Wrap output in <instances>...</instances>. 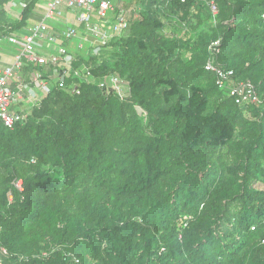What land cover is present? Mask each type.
Masks as SVG:
<instances>
[{"label":"trees","instance_id":"trees-1","mask_svg":"<svg viewBox=\"0 0 264 264\" xmlns=\"http://www.w3.org/2000/svg\"><path fill=\"white\" fill-rule=\"evenodd\" d=\"M11 1L0 38L39 17L25 0L11 18ZM208 1L141 0L98 56L74 49L75 67L127 79L124 99L55 88L25 123H0V264H264V0H216L217 25ZM219 39L257 102L206 69Z\"/></svg>","mask_w":264,"mask_h":264},{"label":"built area","instance_id":"built-area-1","mask_svg":"<svg viewBox=\"0 0 264 264\" xmlns=\"http://www.w3.org/2000/svg\"><path fill=\"white\" fill-rule=\"evenodd\" d=\"M126 4L123 0H38L35 13L39 11V17L29 19L26 25L4 37L21 45L22 51L0 49V123L11 129L25 123L55 88L77 95L84 84L97 85L105 96L124 99L130 91V82L119 74L100 79L84 63L82 68L75 67L74 49L68 43L74 41L75 49L98 56L129 28L133 15ZM26 5L11 1L4 9L7 12L18 9L17 20H21ZM208 5L217 23L216 0H209ZM220 53L221 40L211 42L205 66L215 73L217 85L238 104L257 102L260 96L256 87L250 81H236L234 71L219 64ZM14 185L23 189L20 180ZM3 252L7 253L6 249Z\"/></svg>","mask_w":264,"mask_h":264},{"label":"rangeland","instance_id":"rangeland-1","mask_svg":"<svg viewBox=\"0 0 264 264\" xmlns=\"http://www.w3.org/2000/svg\"><path fill=\"white\" fill-rule=\"evenodd\" d=\"M140 1L141 0H123V2L126 4H128L127 7H129L132 12L131 14L134 16H137V12L138 10L142 9L143 10V7L142 5L140 4ZM19 4H21V6L23 5V2L19 1ZM126 4V5H127ZM131 7H134V8H131ZM133 9H136V10H133ZM210 21V20H209ZM210 24L208 23V19H206L205 21H203L201 23V25L195 29V37H197L199 34L201 33H204L208 26ZM212 25H217V23H215L213 20H212ZM178 31V34L179 35H183L185 33H188L189 31V25L188 26H183L182 30L180 29H177ZM165 31H162V33H164ZM0 49H4L6 51H11V52H21L22 51V46L19 45V44H14L12 42H10L7 38H0ZM138 112L140 114V116L142 117H145L146 116V112L143 108L141 107H138Z\"/></svg>","mask_w":264,"mask_h":264},{"label":"crops","instance_id":"crops-1","mask_svg":"<svg viewBox=\"0 0 264 264\" xmlns=\"http://www.w3.org/2000/svg\"><path fill=\"white\" fill-rule=\"evenodd\" d=\"M15 3L19 4V1L21 2H25V0H13ZM37 11V10H36ZM9 14V16L13 19H17L18 17V14H19V10L16 9V10H12L10 12H7ZM39 15V11H37V13ZM68 46L71 48V49H75V43L74 41H71L68 43ZM1 50H4V49H1Z\"/></svg>","mask_w":264,"mask_h":264}]
</instances>
